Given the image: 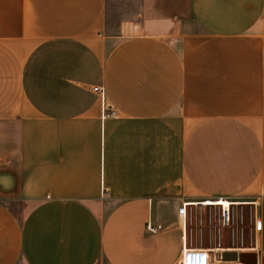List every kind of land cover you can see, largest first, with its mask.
<instances>
[{"label": "crops", "instance_id": "1", "mask_svg": "<svg viewBox=\"0 0 264 264\" xmlns=\"http://www.w3.org/2000/svg\"><path fill=\"white\" fill-rule=\"evenodd\" d=\"M229 251L264 264V0H0V264Z\"/></svg>", "mask_w": 264, "mask_h": 264}, {"label": "built area", "instance_id": "2", "mask_svg": "<svg viewBox=\"0 0 264 264\" xmlns=\"http://www.w3.org/2000/svg\"><path fill=\"white\" fill-rule=\"evenodd\" d=\"M94 89L96 91L100 90V93L102 94V96L104 95L103 89H100L99 87H95ZM107 114L108 115H115L116 110L109 107L107 110ZM223 220L224 221L229 220V211L228 210L223 211ZM256 226H257V228L261 227V220L256 221ZM207 261H208V256L206 255V253L193 252V253H187V254L183 255V257L179 260L178 264H207Z\"/></svg>", "mask_w": 264, "mask_h": 264}, {"label": "water", "instance_id": "3", "mask_svg": "<svg viewBox=\"0 0 264 264\" xmlns=\"http://www.w3.org/2000/svg\"><path fill=\"white\" fill-rule=\"evenodd\" d=\"M223 259L226 260H239L245 264H257V255L255 252H225L223 254Z\"/></svg>", "mask_w": 264, "mask_h": 264}, {"label": "bare ground", "instance_id": "4", "mask_svg": "<svg viewBox=\"0 0 264 264\" xmlns=\"http://www.w3.org/2000/svg\"><path fill=\"white\" fill-rule=\"evenodd\" d=\"M206 203H209V204H220V205H224L225 207L229 206L230 205V202H227V201H223V200H220L219 202H211V201H207ZM241 203V202H240ZM232 204V203H231ZM237 204V203H236ZM230 207V206H229Z\"/></svg>", "mask_w": 264, "mask_h": 264}]
</instances>
